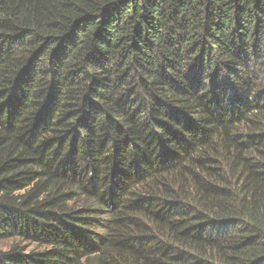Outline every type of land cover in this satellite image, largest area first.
<instances>
[{
    "label": "trees",
    "instance_id": "1",
    "mask_svg": "<svg viewBox=\"0 0 264 264\" xmlns=\"http://www.w3.org/2000/svg\"><path fill=\"white\" fill-rule=\"evenodd\" d=\"M0 264H264V0H0Z\"/></svg>",
    "mask_w": 264,
    "mask_h": 264
},
{
    "label": "rangeland",
    "instance_id": "2",
    "mask_svg": "<svg viewBox=\"0 0 264 264\" xmlns=\"http://www.w3.org/2000/svg\"><path fill=\"white\" fill-rule=\"evenodd\" d=\"M12 243V241H1L0 242V248L1 249H7L9 247V245Z\"/></svg>",
    "mask_w": 264,
    "mask_h": 264
}]
</instances>
